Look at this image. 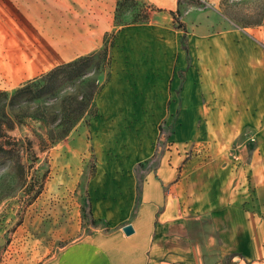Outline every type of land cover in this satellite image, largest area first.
Returning <instances> with one entry per match:
<instances>
[{
	"label": "rangeland",
	"instance_id": "rangeland-1",
	"mask_svg": "<svg viewBox=\"0 0 264 264\" xmlns=\"http://www.w3.org/2000/svg\"><path fill=\"white\" fill-rule=\"evenodd\" d=\"M152 10L148 0H120L115 24L150 21ZM173 14L174 25L163 19L158 25H115L80 75L59 73L56 87L40 98L0 91V264H42L95 228H108L93 221L89 208L87 184L98 152L110 167H129L141 145L151 149L147 162L133 167L140 177L160 153L178 149L171 136L183 111L191 123L179 146L184 161L216 147L233 153L238 137L244 141L258 132L224 127L222 118L242 111L220 109L215 93L234 80L229 33L244 36L264 22V0H178ZM182 29L189 58L177 70ZM221 58L229 67L225 79L219 76ZM191 67L204 76L200 110L187 108L182 97L196 82L187 77ZM226 128L229 144L221 141ZM258 216L264 221V211Z\"/></svg>",
	"mask_w": 264,
	"mask_h": 264
},
{
	"label": "crops",
	"instance_id": "crops-1",
	"mask_svg": "<svg viewBox=\"0 0 264 264\" xmlns=\"http://www.w3.org/2000/svg\"><path fill=\"white\" fill-rule=\"evenodd\" d=\"M148 1L156 9L150 21L115 24L120 0H0V91L96 53L115 25H158L160 19L175 24L178 0ZM229 35L235 40L234 80L215 95L220 109L242 112L221 124L258 132L244 141L238 137L233 153L216 147L184 161L179 146L191 123L183 111L171 136L178 149L160 153L140 177L133 167L145 164L151 149L141 145L129 167H110L98 152L87 184L89 208L93 220L108 228H95L42 264H264V221L258 216L264 211V22L244 36L238 30ZM183 53L177 70L187 67ZM219 62L225 79L229 67L223 58ZM201 75L192 67L187 73L196 77L192 90L187 86L182 94L191 110L202 107ZM225 130L221 141L229 144ZM125 225L131 234L122 231Z\"/></svg>",
	"mask_w": 264,
	"mask_h": 264
},
{
	"label": "trees",
	"instance_id": "trees-1",
	"mask_svg": "<svg viewBox=\"0 0 264 264\" xmlns=\"http://www.w3.org/2000/svg\"><path fill=\"white\" fill-rule=\"evenodd\" d=\"M112 34H113L112 38H114V33H112ZM108 35H109V33L105 36V38L103 40V45L105 44L106 38ZM185 40H186V32L184 29H182V35L180 37V46H181L182 50H184V52H185L186 61H188L189 57H188V51H187V46L185 44ZM110 45H112V42L110 43ZM105 51H106V49H105ZM105 51H104V53H105ZM98 53H99V51H97L96 53H91V54L83 56V57H79L78 59H76L74 61L65 63L63 65H59V66L53 68L47 74H45L39 78L33 79V80L23 84L22 86L16 88L14 96H16V95H27L28 94L31 99L42 97L43 95L52 91L54 89V86L56 87V83H55L54 78H56V76L59 73H64L66 71L69 74V78L76 77V76L80 75V73L83 71V69L87 67L88 62L93 57L98 55ZM38 80H42L43 83L38 84L37 83ZM81 113H82V111H81ZM143 165H144V163H137L136 167H142ZM38 193H39V190L35 192L34 197L37 196Z\"/></svg>",
	"mask_w": 264,
	"mask_h": 264
},
{
	"label": "water",
	"instance_id": "water-1",
	"mask_svg": "<svg viewBox=\"0 0 264 264\" xmlns=\"http://www.w3.org/2000/svg\"><path fill=\"white\" fill-rule=\"evenodd\" d=\"M122 231L126 234L129 235L133 232V229L130 225H125L122 227Z\"/></svg>",
	"mask_w": 264,
	"mask_h": 264
}]
</instances>
